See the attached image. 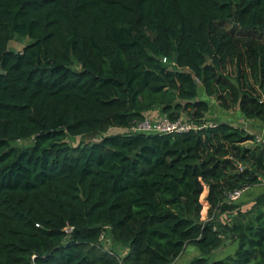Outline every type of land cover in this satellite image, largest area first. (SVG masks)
Masks as SVG:
<instances>
[{"label": "trees", "instance_id": "trees-1", "mask_svg": "<svg viewBox=\"0 0 264 264\" xmlns=\"http://www.w3.org/2000/svg\"><path fill=\"white\" fill-rule=\"evenodd\" d=\"M0 68V264H170L188 245L207 264L226 239L211 264H264V191L226 201L264 180L254 134H106L151 110L206 123L199 87L264 127V0H0Z\"/></svg>", "mask_w": 264, "mask_h": 264}, {"label": "rangeland", "instance_id": "rangeland-1", "mask_svg": "<svg viewBox=\"0 0 264 264\" xmlns=\"http://www.w3.org/2000/svg\"><path fill=\"white\" fill-rule=\"evenodd\" d=\"M29 41H30V39L26 38V37H15L9 42V47L14 48L16 50H21L22 47L24 46V44H27ZM198 97L201 98L202 100H205V101H208L209 103H211L210 104V110L207 112L208 117L206 116L208 118L207 122H215V120H218V121H227V122H230L234 125H242L243 123H246V122H244V118H242V115L237 108H234L230 111H226V110L220 108L217 105V103H215V100L213 101V103L211 102L212 99L210 100V97L205 95V93L203 92L201 87H199V89H198ZM159 115H161V114H157L155 116H150V117L147 116V118H156ZM182 117H185V115L183 114ZM246 125H248V124H246ZM253 126H254L253 128H255V129L257 127H259L258 125H253ZM125 131H126V129L110 128L106 132V134L123 133ZM254 135L262 137L259 134H254ZM94 140H97V138L92 140V139H89L88 137L76 136V137L67 139L69 145H71V146H77V145H81V144H85V143H90ZM31 142H32V139H28V140H21L18 143H20V145H29ZM248 191H247V195H244L240 200H238V204L239 203L242 204L240 207L242 210H246L247 208H249L251 205L253 197L256 194L264 191V182L261 184L252 186L250 191L249 192ZM200 201L203 204V195H201ZM205 215H206V213L204 212V206H202L201 218L203 219V217ZM227 221H229V217L225 214V218H222L221 222L224 224ZM226 240H227V242H230L228 239H226ZM101 244L103 245V247L105 249L116 250L120 254H123L125 252V250L122 246H120L118 243H113V241L111 239L105 240L103 238V241L101 242ZM216 257L217 256L215 254L210 255L209 259L207 261V264H211V262Z\"/></svg>", "mask_w": 264, "mask_h": 264}, {"label": "built area", "instance_id": "built-area-1", "mask_svg": "<svg viewBox=\"0 0 264 264\" xmlns=\"http://www.w3.org/2000/svg\"><path fill=\"white\" fill-rule=\"evenodd\" d=\"M165 61V59H163ZM205 126H213L212 122L193 124L183 118L177 120H170L166 115H159L156 118H145L144 120L135 122L129 129L131 132L136 133H187L197 132ZM256 142L264 144V135L262 137L256 136ZM250 187L242 186L229 192L226 196V201L229 203L237 202L243 195L249 190ZM66 231H70V228H66ZM104 234H100L99 240L103 241ZM171 264V263H170Z\"/></svg>", "mask_w": 264, "mask_h": 264}, {"label": "crops", "instance_id": "crops-1", "mask_svg": "<svg viewBox=\"0 0 264 264\" xmlns=\"http://www.w3.org/2000/svg\"><path fill=\"white\" fill-rule=\"evenodd\" d=\"M210 100L213 103L214 98L210 97ZM215 103H216V101H215ZM209 104H211V103H209ZM157 114H159L157 110H151L150 112L147 113L148 116H155ZM207 115H208V113L206 114V116ZM207 117H205L206 120H208ZM242 118H243V116H242ZM244 122H246V123H243L241 126L244 127L249 133L259 134L261 136L264 135V127L258 120H255V119L254 120H248V119L244 118ZM246 124H248V125H246ZM253 125H258L259 126V127H257L258 129L253 128L254 127ZM263 182H264V180H262L261 183H263ZM250 189H251V187L249 188V191H250ZM244 195H247V192ZM206 209H207V207L204 209L205 213H206ZM204 218H206V215L203 217V219ZM220 218H221V220H222V218H225V214H222ZM236 248H237V241H230V242L226 241L225 246L223 248L217 250L214 253L217 256L216 258H214V260H218V259L224 258L230 254H233ZM198 254H199V251L195 246L188 245L185 247L184 251L171 264H187L192 257H194Z\"/></svg>", "mask_w": 264, "mask_h": 264}, {"label": "water", "instance_id": "water-1", "mask_svg": "<svg viewBox=\"0 0 264 264\" xmlns=\"http://www.w3.org/2000/svg\"><path fill=\"white\" fill-rule=\"evenodd\" d=\"M0 74H3V70L0 68Z\"/></svg>", "mask_w": 264, "mask_h": 264}]
</instances>
